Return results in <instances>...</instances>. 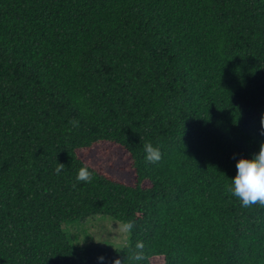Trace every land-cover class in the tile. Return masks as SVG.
<instances>
[{
    "label": "trees",
    "instance_id": "trees-1",
    "mask_svg": "<svg viewBox=\"0 0 264 264\" xmlns=\"http://www.w3.org/2000/svg\"><path fill=\"white\" fill-rule=\"evenodd\" d=\"M262 144L264 0H0V264H264V205L228 191ZM97 215L128 244L74 245Z\"/></svg>",
    "mask_w": 264,
    "mask_h": 264
},
{
    "label": "rangeland",
    "instance_id": "rangeland-1",
    "mask_svg": "<svg viewBox=\"0 0 264 264\" xmlns=\"http://www.w3.org/2000/svg\"><path fill=\"white\" fill-rule=\"evenodd\" d=\"M87 159L94 162L100 160L101 165L106 167L105 169L109 167L123 169L127 165V170L130 172V163L125 159L122 150L112 144L97 146ZM114 164L117 166L115 167ZM64 229L70 241L80 247L122 248L130 240L127 226L105 215L92 216L84 221L68 223Z\"/></svg>",
    "mask_w": 264,
    "mask_h": 264
},
{
    "label": "clouds",
    "instance_id": "clouds-1",
    "mask_svg": "<svg viewBox=\"0 0 264 264\" xmlns=\"http://www.w3.org/2000/svg\"><path fill=\"white\" fill-rule=\"evenodd\" d=\"M145 160L150 163H156L161 159V152L158 147L152 144H146ZM64 164L58 163L55 168L57 175L61 174ZM237 173L231 178V184L228 191L232 196L238 198L242 207H250L252 205H264V144L261 145L257 154L251 158H241L236 164ZM93 178V172L87 166L80 168L77 174V181L90 182ZM131 227V225L129 226ZM142 244L137 243L136 249H142ZM142 255L139 251L133 256L134 261H140ZM102 262L104 257H99ZM117 260L115 264H118Z\"/></svg>",
    "mask_w": 264,
    "mask_h": 264
}]
</instances>
